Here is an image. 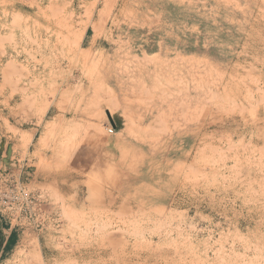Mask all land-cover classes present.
Returning <instances> with one entry per match:
<instances>
[{"label": "rangeland", "instance_id": "obj_1", "mask_svg": "<svg viewBox=\"0 0 264 264\" xmlns=\"http://www.w3.org/2000/svg\"><path fill=\"white\" fill-rule=\"evenodd\" d=\"M0 137L15 264H264V0H0Z\"/></svg>", "mask_w": 264, "mask_h": 264}, {"label": "crops", "instance_id": "obj_2", "mask_svg": "<svg viewBox=\"0 0 264 264\" xmlns=\"http://www.w3.org/2000/svg\"><path fill=\"white\" fill-rule=\"evenodd\" d=\"M4 143L5 141H3L0 137V171H9L13 176L20 179L25 174L24 165L19 164V160L18 163L17 161H14L13 163L9 159L4 158ZM25 179L28 181L27 177H25ZM25 231L26 230H18L0 220V264L7 263L6 261L9 260L14 249H16L21 242V238L23 237Z\"/></svg>", "mask_w": 264, "mask_h": 264}, {"label": "bare ground", "instance_id": "obj_3", "mask_svg": "<svg viewBox=\"0 0 264 264\" xmlns=\"http://www.w3.org/2000/svg\"><path fill=\"white\" fill-rule=\"evenodd\" d=\"M115 25V24H114ZM94 28V27H93ZM95 29V28H94ZM83 32V31H82ZM90 57V56H89ZM92 60V59H91ZM94 61V60H93ZM89 66V65H88ZM89 83V82H88ZM92 83H93V81H92ZM93 85V84H92ZM95 125L96 124H94V127H95ZM93 127V126H92ZM99 127V126H98ZM101 127V126H100ZM96 128V127H95ZM106 128V127H105ZM97 129V128H96ZM109 129V128H108ZM101 130V129H100ZM109 131V130H108ZM93 132H95V131H93ZM97 133H99L98 131H97ZM102 134H104L105 135V133H102ZM93 135V134H92ZM89 179V178H88ZM102 184V183H101ZM84 232V231H83ZM12 262L13 264H15V262H14V260H13V258H12V255L10 256V258H9V260L8 261H6L7 263L6 264H10L9 262Z\"/></svg>", "mask_w": 264, "mask_h": 264}, {"label": "water", "instance_id": "obj_4", "mask_svg": "<svg viewBox=\"0 0 264 264\" xmlns=\"http://www.w3.org/2000/svg\"><path fill=\"white\" fill-rule=\"evenodd\" d=\"M106 115H107V117H108V119H109L110 124H111L113 127H115V124H114V122H113V120H112V118H111L109 112H106Z\"/></svg>", "mask_w": 264, "mask_h": 264}]
</instances>
